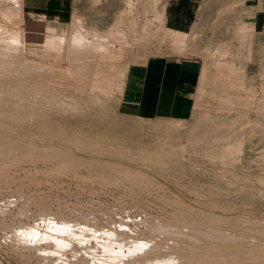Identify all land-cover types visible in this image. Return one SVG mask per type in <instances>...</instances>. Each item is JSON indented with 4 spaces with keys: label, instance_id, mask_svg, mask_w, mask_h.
Returning <instances> with one entry per match:
<instances>
[{
    "label": "rangeland",
    "instance_id": "1",
    "mask_svg": "<svg viewBox=\"0 0 264 264\" xmlns=\"http://www.w3.org/2000/svg\"><path fill=\"white\" fill-rule=\"evenodd\" d=\"M174 1L91 0L97 31L0 0V264H264L263 0ZM189 54L188 121L121 115L133 60Z\"/></svg>",
    "mask_w": 264,
    "mask_h": 264
},
{
    "label": "crops",
    "instance_id": "2",
    "mask_svg": "<svg viewBox=\"0 0 264 264\" xmlns=\"http://www.w3.org/2000/svg\"><path fill=\"white\" fill-rule=\"evenodd\" d=\"M90 1L23 0V4L31 18L36 20L75 24L81 18L88 25L92 18L88 5ZM169 2V27L184 30L198 24L197 21L204 14V11L199 10L203 0ZM262 5L264 0L259 3V8ZM259 8L257 18L260 16ZM88 28L102 30L99 24H89ZM204 75V63L196 55L137 58L129 64L125 73L123 89L118 96L119 112L123 116L142 120L188 121L196 109Z\"/></svg>",
    "mask_w": 264,
    "mask_h": 264
},
{
    "label": "bare ground",
    "instance_id": "3",
    "mask_svg": "<svg viewBox=\"0 0 264 264\" xmlns=\"http://www.w3.org/2000/svg\"><path fill=\"white\" fill-rule=\"evenodd\" d=\"M19 12V11H18ZM11 19V18H10ZM13 19V18H12ZM6 20H8V18L6 19ZM11 24V23H10ZM3 26V25H2ZM0 31H2V32H0V34L1 33H3V32H7L8 31V29L7 28H4V27H0ZM8 34H10L9 32H7ZM5 34V33H4ZM11 35V34H10ZM2 36H4V35H2ZM1 36V37H2ZM14 36H16V35H14ZM9 37V36H8ZM6 39H9V38H6ZM15 39H16V37H15ZM14 39V40H15ZM18 39V38H17ZM17 39H16V41H17ZM9 41H11V40H9ZM18 41H19V39H18ZM17 41V42H18ZM21 41V40H20ZM14 42V41H13ZM23 42V41H22ZM12 43V42H11ZM19 45V44H18ZM4 50V49H3ZM76 52V51H75ZM75 52H73V53H75ZM76 53H78V52H76ZM79 54V53H78ZM90 54V53H89ZM77 56H79V55H77ZM97 84V83H96ZM97 87V86H96ZM98 88V87H97ZM101 90V89H100ZM104 91V90H103ZM66 230V229H65ZM67 231V230H66ZM67 233V232H66ZM70 233H71V231H70ZM176 233V232H175ZM75 234V233H74ZM77 234V233H76ZM62 243H64V242H62ZM64 244H66V243H64ZM61 245V244H60ZM67 245V244H66ZM107 245V244H106ZM62 246V245H61ZM65 247V246H64ZM156 247V246H155ZM217 260H219V259H217Z\"/></svg>",
    "mask_w": 264,
    "mask_h": 264
}]
</instances>
